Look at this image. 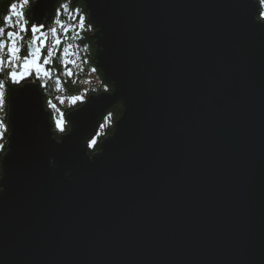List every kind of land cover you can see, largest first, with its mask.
Here are the masks:
<instances>
[{
  "label": "water",
  "instance_id": "1",
  "mask_svg": "<svg viewBox=\"0 0 264 264\" xmlns=\"http://www.w3.org/2000/svg\"><path fill=\"white\" fill-rule=\"evenodd\" d=\"M58 1L35 0L31 22ZM83 1L113 89L58 140L39 84L8 87L0 264H264L259 0Z\"/></svg>",
  "mask_w": 264,
  "mask_h": 264
},
{
  "label": "trees",
  "instance_id": "2",
  "mask_svg": "<svg viewBox=\"0 0 264 264\" xmlns=\"http://www.w3.org/2000/svg\"><path fill=\"white\" fill-rule=\"evenodd\" d=\"M13 0H0V26L4 25V16L7 6ZM35 3L32 0L30 6H26L25 16L30 20V7ZM64 9L61 14H57V9L61 5ZM260 12H264V3ZM19 10V3L17 4ZM83 16L84 22L78 17ZM259 19V16L257 17ZM16 18H13V22ZM56 21H59L57 23ZM61 24L63 27H61ZM30 27V25H29ZM56 29V35H53L51 29ZM45 35L41 37L46 40V46L36 44L41 49V65L43 70H47V75L42 70L40 73L33 71L31 74L23 77L18 83L25 81H36L43 94L44 105L50 112L51 123L54 131V137L60 139L61 134L69 130V125L65 120V115L79 107L88 95L98 94L100 92H111L113 87L111 83L103 80L101 71L95 66L94 53V33L96 27L89 21L88 12L85 10L83 0H59L55 5L54 14L51 21L43 29ZM32 34L29 31L23 34V43L30 45ZM59 39L60 44H56ZM28 51V48H27ZM23 54V53H22ZM47 63H44V60ZM9 70L15 71L14 67H10L5 57V64L0 68V80L5 81V88L2 90L4 103L0 105V160L6 151L7 136L9 128L7 125V90L10 85H18L12 82L8 76ZM69 73H71L69 75ZM83 98V99H81ZM123 111L121 102H116L102 118L96 134L89 140L87 151L91 155L100 150L99 142L105 136L111 135L114 131L115 122L119 119ZM59 115L63 118V131L55 125V117ZM95 140L91 146L90 141ZM1 173V169H0Z\"/></svg>",
  "mask_w": 264,
  "mask_h": 264
},
{
  "label": "snow or ice",
  "instance_id": "3",
  "mask_svg": "<svg viewBox=\"0 0 264 264\" xmlns=\"http://www.w3.org/2000/svg\"><path fill=\"white\" fill-rule=\"evenodd\" d=\"M19 3V10H17V4ZM32 0H13L6 8V15L4 16V25L0 26V68L4 67L5 57H7V63L10 67H14L16 70H9L8 76L12 82L18 83V72L21 70L27 71L31 74L33 71L40 73L43 69L41 68V49L35 47L38 43L40 45L46 46V40L42 39L45 35L43 29L46 28V25L40 24L38 20L29 22L25 16L26 6H30ZM261 3H264V0H261ZM62 4L58 8L57 14H61L64 9ZM16 18V21L13 22V18ZM81 26H83L84 17H78ZM259 19L264 21V12L259 13ZM59 23V21H56ZM30 25V27H29ZM61 27L63 25L61 24ZM31 32L32 39L31 45L33 46L32 51H27L28 45L23 43V34ZM51 32L53 35H56V29L52 28ZM56 44H60L59 39L56 40ZM23 53V54H22ZM48 61L45 59L44 63ZM44 74L47 75V70H43ZM71 73H69L70 75ZM21 79L23 76L21 75ZM5 88V81L0 80V105L4 103L3 100V89ZM56 127L63 131L62 122L57 121ZM95 143V140L90 141L89 146ZM2 147V146H0Z\"/></svg>",
  "mask_w": 264,
  "mask_h": 264
},
{
  "label": "rangeland",
  "instance_id": "4",
  "mask_svg": "<svg viewBox=\"0 0 264 264\" xmlns=\"http://www.w3.org/2000/svg\"><path fill=\"white\" fill-rule=\"evenodd\" d=\"M41 68H42V65H41ZM36 73V72H35ZM29 73H27V71H24V70H21L20 72H18V80L20 81L21 80V75L23 76V77H25V76H27ZM81 99H83V98H81ZM57 121H61L62 123H63V118L61 117V115H59L57 118L55 117V125H56V122ZM59 129V128H58Z\"/></svg>",
  "mask_w": 264,
  "mask_h": 264
},
{
  "label": "bare ground",
  "instance_id": "5",
  "mask_svg": "<svg viewBox=\"0 0 264 264\" xmlns=\"http://www.w3.org/2000/svg\"><path fill=\"white\" fill-rule=\"evenodd\" d=\"M259 2H260V4H261V0H259ZM257 19H258V18H257ZM22 81H23V80H22ZM22 81H21L19 84H21ZM88 96H89V95H88ZM88 96L86 97V99L88 98ZM86 99H85V100H86ZM108 111H109V110H108ZM108 111H107V112H108ZM107 112H106V113H107ZM105 115H106V114H105ZM105 115H104V116H105ZM104 116H103V117H104ZM103 117H102V118H103ZM102 118H101V120H102ZM50 120H51V119H50ZM101 120H100V122H101ZM66 122H67V121H66ZM97 130H98V129H97ZM52 131H53V128H52ZM68 131H69V130H68ZM96 132H97V131H96ZM53 133H54V131H53ZM61 136H62V134H61ZM108 136H109V135H108ZM105 137H107V136H105ZM105 137H104V138H105ZM60 138H61V137H60ZM102 140H103V139H102ZM102 140H100V142H99V146H100V143H101ZM88 143H89V141L87 142V144H88ZM97 152H98V151H97Z\"/></svg>",
  "mask_w": 264,
  "mask_h": 264
}]
</instances>
